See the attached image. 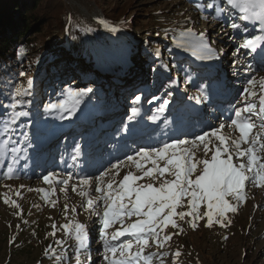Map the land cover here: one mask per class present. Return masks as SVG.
<instances>
[{
	"label": "rangeland",
	"instance_id": "rangeland-1",
	"mask_svg": "<svg viewBox=\"0 0 264 264\" xmlns=\"http://www.w3.org/2000/svg\"><path fill=\"white\" fill-rule=\"evenodd\" d=\"M7 2L10 5L4 10L12 13L11 18L17 26L21 25L18 17L20 11L29 7L34 0ZM63 2L67 3L68 10L75 11L76 19L85 29L86 36L80 40H83L84 47L89 45L88 52L79 49L71 53L72 45L80 42L73 35L68 39V50L61 47L64 38L59 33L53 34L44 42L48 45L49 55L55 57L58 53L67 51L70 53L67 56L83 60L80 70L83 73L86 69L93 71L91 78L86 81L91 86L99 84L107 89L108 80L113 77L119 78L120 84L126 89L120 95L111 91L115 104L109 103L105 109H97L95 104H80L76 100L79 96H72L71 93L79 92L86 79L83 73L78 74L79 69H76L78 65L75 61L71 64L66 62L70 72L61 74L60 78L65 84H73L75 88L64 91L56 101L45 104L46 112L37 119V128L25 125L23 133L12 129L5 133L4 128H0V264H77V255L79 264H105L102 255L104 249L99 239L100 221L96 216H89L81 207L83 198L79 195V189L72 191V185L78 184L82 178L94 182L101 172L111 168L112 164L126 161L128 155H135L142 147L162 146L177 137L191 140L196 134L218 127L221 122L226 125L222 130L225 135L238 136V132L227 127L230 123L229 117H234V107H242L237 101L240 100V93L246 86L247 79H259L264 76V59L250 50L240 49L237 52L243 39L250 38V34H261L260 25L253 26L248 23L247 31H233L230 28L232 20L240 23L235 11H230L227 18L213 19V10L195 9L194 0ZM195 2L204 3L205 0ZM113 8L115 16L117 11L124 12L115 24L106 21L101 14L102 11L113 14ZM131 19H135L136 26L126 27ZM113 28L116 30H110ZM188 28L197 35L200 32L205 33L209 47L214 49V55L211 59L201 60L197 59L191 50L177 47L183 49L178 52L181 58H188L196 69L191 68L186 79H181L184 93L181 96L182 101L175 103L173 98H170L171 91L160 89L166 81L162 78L161 70L165 68L164 73L173 81L179 79V74L173 66H169L168 74L169 69L165 67L168 63L162 56L154 55L156 45L150 39L166 41L167 32L160 31L165 29L173 33V41L167 40L169 47L175 49L177 42L185 43L186 46L187 38L181 33ZM32 33L30 31L27 37L32 36ZM99 33L103 34L104 38H101ZM42 44L43 42H39L38 48ZM141 49L153 57L151 64L159 62L162 65L160 72H155L150 66L146 67L149 62H144L146 58L141 55ZM130 50L132 52H129ZM30 54L35 56V51ZM34 65L35 60L31 59L29 66L19 70L24 75L18 74L17 87H24L28 78L34 75ZM140 84H144L145 88H141ZM137 96L141 97L140 101H136ZM189 97L192 98L191 103H188ZM165 101L167 104L161 112V105ZM183 104L184 114L181 110ZM88 106L93 117L90 125L88 124L90 129L86 131V128L81 127L85 125L83 119ZM194 106L196 109L189 113L188 110ZM133 107L139 109L135 115L132 113ZM153 116L157 119L153 120ZM99 119L101 121L98 124ZM76 124L80 127L77 128ZM161 124L163 127L158 128ZM84 132L86 136L82 138ZM76 136L78 139L73 141ZM45 140L52 143L50 148L54 147V151L63 148L66 157L67 154H70L69 157L76 155L77 159L73 163L83 160L80 168L85 165L90 171L76 172L75 168L71 167V161L64 163V166L56 165L62 162L60 151L50 159L42 161L46 150L41 144ZM5 141H8L7 146L2 147ZM37 147L39 150L35 152ZM12 148H18L19 151L13 153ZM198 155L202 156L203 153ZM96 162H99L100 166L95 164ZM44 164L49 167L45 166L42 170ZM128 170V165L123 166L117 179L122 178ZM131 170L136 171L134 166ZM49 173L55 174L57 181L71 177L69 184L45 183L43 177ZM60 187H65L66 191L60 192ZM246 191L247 199L239 205L237 212L227 214L231 223L226 227L218 224L205 227V219L198 222L196 229H192L185 221H178L183 229L179 235L175 234L178 229H165L173 235L165 248L159 249L160 252L167 253V256L162 257L164 264H261L264 260V188L247 184ZM45 192L48 193L47 199ZM89 195H97L94 183L89 188ZM5 199L9 202L5 203ZM53 200L56 201L55 206L51 204ZM13 201L18 207L13 205ZM65 205L69 209L67 215L64 211ZM72 208H76V212H72ZM200 210H205L203 205ZM69 219L84 223L89 231V247L84 252L75 251V240L65 235L60 227ZM53 224L56 225L55 229ZM118 227L119 224L114 225L109 231ZM53 232L55 235L51 234ZM56 241H63V245H57ZM49 247L51 250L45 255V250ZM176 250L180 252L179 257L173 256ZM147 251L157 249L153 246ZM155 264H159V260Z\"/></svg>",
	"mask_w": 264,
	"mask_h": 264
},
{
	"label": "snow or ice",
	"instance_id": "snow-or-ice-1",
	"mask_svg": "<svg viewBox=\"0 0 264 264\" xmlns=\"http://www.w3.org/2000/svg\"><path fill=\"white\" fill-rule=\"evenodd\" d=\"M194 7L200 11L212 9L213 19L227 18L230 11L237 12L240 23L235 20L230 23V28L237 33L247 31L248 23L253 26L259 24L261 34H250V38L243 39L237 52L247 49L264 59V0H205L204 3L194 0ZM105 26L108 27L107 24ZM181 35L187 38V46L177 42L176 47L191 50L197 59L213 57L214 49L209 47L204 32L197 35L188 28ZM31 86L32 81L29 80L28 88ZM87 91L91 92V89ZM24 95H28L27 90L17 87L8 107L16 109L17 105L23 103L16 97ZM71 95H83V90ZM140 99V96L136 97V101ZM237 103L242 107H234V117H229L227 127L238 132V136L225 135L222 130L226 125L221 122L218 127L196 134L191 140L177 137L162 146L142 147L135 155H128L126 161L112 164L111 168L101 172L94 182L82 178L78 184L72 185V191L79 189V195L83 198L81 207L89 216H96L100 221L99 239L104 249L102 255L105 264H155L157 260L159 264H164L162 257L167 253L159 249L165 248L173 235L165 229H178L175 234L179 235L183 229L178 221H185L196 229L198 222L205 219V227L214 224L226 227L231 223L227 214L237 212L239 205L247 199L246 185L264 188V76L247 79ZM166 104L167 101L161 105V112ZM138 112V108H132L134 115ZM27 115L23 111L11 112L4 123V132L9 131L10 124ZM152 119L157 117L153 116ZM7 143L5 141L2 147H6ZM11 151L15 153L19 149L12 148ZM76 152L78 155L79 146ZM200 152L202 156L198 155ZM72 159L76 160L77 156L74 155ZM125 165L129 166V170L117 179ZM133 166L135 172L131 170ZM70 179L57 181L53 173L43 177L49 185H68ZM93 183L97 193L95 197L89 195ZM59 190L65 192L66 188L60 187ZM47 196L45 192L46 199ZM4 202L9 201L5 199ZM12 203L18 207L14 201ZM51 204L55 206L56 201H51ZM201 205L205 208L203 212ZM64 211L67 215V205ZM71 211L76 212V208ZM117 224L118 228L109 231ZM52 227L55 229L56 225ZM60 227L65 235L75 240L77 253L88 249L89 231L84 223L69 219ZM51 234L55 235L54 232ZM56 243L63 245V241ZM153 246L157 251H147ZM50 250L51 247L44 254L48 255ZM173 256L179 257V250ZM76 260L79 264L78 255Z\"/></svg>",
	"mask_w": 264,
	"mask_h": 264
},
{
	"label": "trees",
	"instance_id": "trees-1",
	"mask_svg": "<svg viewBox=\"0 0 264 264\" xmlns=\"http://www.w3.org/2000/svg\"><path fill=\"white\" fill-rule=\"evenodd\" d=\"M16 2V0H13ZM10 5L7 0H0V128H4V123L10 116L13 111H23L27 112V116H22L16 120L14 124L9 125V129L24 132V125L27 123L32 128H37V119L40 115L46 112V103H52L56 101L60 96H62L64 91H71L75 86L73 84H65L63 79L60 78L61 74H67L70 71L68 66L65 65L66 62L70 64L75 61V64L78 65L76 69H79L78 74L83 73L81 66L83 60L74 56H67V51L58 53L55 57L49 55L48 45L44 42H47L49 38L54 34H61L63 37L62 46L67 49L68 39L71 35L77 38V41L82 39L86 34V31L76 19V13L73 10H68L66 2L63 0H34L29 7H25V10L20 11L19 20L21 25H14L11 15L12 13L5 12V8H8ZM3 7V10L1 11ZM10 7V6H9ZM115 8L111 9L113 14L106 13L102 11L103 17L106 21L116 23L118 18L124 15V12H118L115 16ZM7 14V15H6ZM135 19H131L130 22L126 24V27L133 26ZM22 26V27H20ZM136 26V25H135ZM33 32L32 36L27 37L29 32ZM161 32H167L168 39L171 38V31L161 29ZM86 36V35H85ZM101 38H104V35L99 33ZM87 38V37H86ZM166 41H157L155 39H150V41L156 45L154 47V55L156 57H161L168 63L166 65L168 69L169 66H173L177 69V72L183 70L186 72L188 69L187 58H181L177 53L183 49H175L168 46ZM76 41V42H77ZM39 42L43 44L38 48ZM89 46V45H88ZM88 46L84 47L83 40L72 45L73 51L79 49L86 50L88 52ZM187 46V44H186ZM35 51V56L30 54ZM129 52H132L131 50ZM165 52V54H163ZM141 55L146 58V67H151L150 69L155 72H160L159 62H154L151 64L153 57L148 53H145L141 49ZM89 57V54H87ZM33 56V57H32ZM92 57V56H90ZM179 58L181 60H179ZM31 59L35 60L34 65V75L29 77L24 87L21 89H26L28 95L21 97H16L23 101V103L17 105L16 109H11L8 105L11 104V97L15 93L17 88L16 82L18 80V74L20 69L23 70L30 65ZM28 63V64H27ZM86 75L84 85L79 89V92L83 90V95H80L78 102L89 104H95L97 109L106 108L109 103H114V98L111 94V91H116L118 95L124 91L125 86L121 85L119 78L111 77L108 81V88L105 89L103 85H93L91 86L88 81L93 75V71L86 69L84 73ZM118 75V74H116ZM186 73L184 76L186 77ZM72 76V75H71ZM77 77V75H75ZM165 83L161 86L162 90H167L170 88L171 79L169 76L163 75ZM32 81L31 88H28V81ZM65 88V89H64ZM141 88H145V85L142 84ZM87 89H91V92H88ZM44 96H46L44 98ZM107 98L109 100L107 101ZM106 102V103H105ZM115 104V103H114ZM50 113V111H48ZM7 114V115H6ZM99 124V121L97 122ZM20 127V128H18ZM264 262V260L262 261ZM261 262V264H263Z\"/></svg>",
	"mask_w": 264,
	"mask_h": 264
},
{
	"label": "bare ground",
	"instance_id": "bare-ground-1",
	"mask_svg": "<svg viewBox=\"0 0 264 264\" xmlns=\"http://www.w3.org/2000/svg\"><path fill=\"white\" fill-rule=\"evenodd\" d=\"M252 25V24H251ZM247 49H243V51H246ZM259 51V49H257V52ZM255 55H257V53L255 52ZM257 56H259V55H257ZM236 58V57H235ZM183 95V94H182ZM181 95V96H182ZM181 96H179V97H177V98H173L172 100H173V102H177V100H181ZM195 110V108H190V110H188L189 111V113L190 112H192V111H194ZM79 162V161H78ZM33 173V172H32Z\"/></svg>",
	"mask_w": 264,
	"mask_h": 264
},
{
	"label": "water",
	"instance_id": "water-1",
	"mask_svg": "<svg viewBox=\"0 0 264 264\" xmlns=\"http://www.w3.org/2000/svg\"><path fill=\"white\" fill-rule=\"evenodd\" d=\"M111 23V22H110ZM112 24H115V23H112Z\"/></svg>",
	"mask_w": 264,
	"mask_h": 264
}]
</instances>
